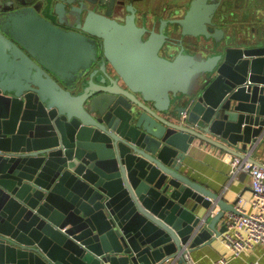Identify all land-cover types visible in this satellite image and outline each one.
I'll return each instance as SVG.
<instances>
[{
	"label": "water",
	"instance_id": "95a60500",
	"mask_svg": "<svg viewBox=\"0 0 264 264\" xmlns=\"http://www.w3.org/2000/svg\"><path fill=\"white\" fill-rule=\"evenodd\" d=\"M138 1L0 0V264H187L236 211L180 168L264 137L258 0Z\"/></svg>",
	"mask_w": 264,
	"mask_h": 264
},
{
	"label": "crops",
	"instance_id": "0c3cea01",
	"mask_svg": "<svg viewBox=\"0 0 264 264\" xmlns=\"http://www.w3.org/2000/svg\"><path fill=\"white\" fill-rule=\"evenodd\" d=\"M148 3L150 5V2ZM174 4H176L175 1L169 0V3L162 7L160 10L161 12H156L153 15H164L167 10H174ZM147 5L146 0L139 4L142 9L146 8V10H148ZM252 11L253 13L248 18L238 15L239 21L233 23L234 31L235 33H242L247 37H264V2L258 0ZM241 146L242 144H240L239 147ZM255 155V159L264 162V140L261 142L260 148ZM233 156L234 155L216 146L213 147L198 140L190 149L180 171L194 181L202 183L212 192H217L220 197L229 204H235L240 195L251 199L253 191L251 190V178L247 173L241 174L238 178L233 180L231 179L230 163ZM198 209L200 211L205 210L202 205H199ZM213 211L209 220L216 217L218 207ZM229 213L230 211L226 212L225 216L217 221L216 227L218 229L224 227ZM189 250L191 251L192 264H216L217 260L221 257L228 260L226 264H251L256 259H260L264 262L263 247H256L253 250L245 252L242 256L234 258L231 250L226 247L224 242L218 237L194 249L189 248ZM174 264L179 263L175 262Z\"/></svg>",
	"mask_w": 264,
	"mask_h": 264
},
{
	"label": "built area",
	"instance_id": "2783aa9c",
	"mask_svg": "<svg viewBox=\"0 0 264 264\" xmlns=\"http://www.w3.org/2000/svg\"><path fill=\"white\" fill-rule=\"evenodd\" d=\"M251 144V147L243 152L245 157L234 155L231 161V179L238 178L241 174L247 173L251 178L252 198L240 195L234 204L236 211L230 212L220 238L226 247L233 253V257H240L245 252L256 247L264 248V162L255 163L252 158L258 151V145L264 140ZM191 251L187 248L184 254L186 263L192 264ZM176 257L174 262H177ZM228 260L221 257L216 264H226ZM251 264H264L260 259L254 260Z\"/></svg>",
	"mask_w": 264,
	"mask_h": 264
},
{
	"label": "rangeland",
	"instance_id": "374dc122",
	"mask_svg": "<svg viewBox=\"0 0 264 264\" xmlns=\"http://www.w3.org/2000/svg\"><path fill=\"white\" fill-rule=\"evenodd\" d=\"M172 1L176 2V4L173 5L174 8H179V6H183L184 8L185 6H188L187 0H172ZM148 2H150V5ZM146 3L148 4L147 9L151 11L150 13L153 16V14H155L156 12H161L160 10L164 5L169 3V0H146ZM200 54L203 55V52H200Z\"/></svg>",
	"mask_w": 264,
	"mask_h": 264
},
{
	"label": "flooded vegetation",
	"instance_id": "af4514ba",
	"mask_svg": "<svg viewBox=\"0 0 264 264\" xmlns=\"http://www.w3.org/2000/svg\"><path fill=\"white\" fill-rule=\"evenodd\" d=\"M142 1H144V0H139V1L136 3L137 7H139V12H140L139 17H138V22H141V21L145 18V16H146L147 14L150 13V11H148V10L146 11L145 8L142 9V8L139 6V4H140ZM181 7H183V6H181ZM185 7L187 8L188 6H185Z\"/></svg>",
	"mask_w": 264,
	"mask_h": 264
}]
</instances>
